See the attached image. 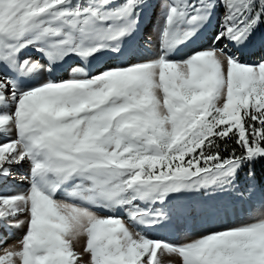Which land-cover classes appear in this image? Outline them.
I'll return each instance as SVG.
<instances>
[{
    "label": "snow or ice",
    "instance_id": "1",
    "mask_svg": "<svg viewBox=\"0 0 264 264\" xmlns=\"http://www.w3.org/2000/svg\"><path fill=\"white\" fill-rule=\"evenodd\" d=\"M145 6L0 0V180L28 165L27 190L0 195V227L25 229L6 247L0 235V264H264V211L183 244L145 231L190 214L191 197L236 191L242 171L252 182L237 195L264 200V59L225 51L253 40L264 0H165L157 54L93 72V59L126 55ZM218 7L211 45L174 60ZM71 56L82 66L69 79L36 82Z\"/></svg>",
    "mask_w": 264,
    "mask_h": 264
},
{
    "label": "rangeland",
    "instance_id": "2",
    "mask_svg": "<svg viewBox=\"0 0 264 264\" xmlns=\"http://www.w3.org/2000/svg\"><path fill=\"white\" fill-rule=\"evenodd\" d=\"M165 0H154L152 5H146L140 14L138 31L125 43L126 55L120 58H113L111 56H102L93 59L88 67L93 71H99L106 67H113L119 64L135 63L140 59L151 58L155 56L159 49V27L162 22V5ZM224 9L218 7L210 22L203 27L195 37V39L181 45L177 48L173 55L174 60L186 59L193 52L208 48L211 45L212 38L216 34L221 20L223 18ZM148 46L149 50L145 47ZM223 45H219L222 47ZM225 51H230L239 56L240 60L249 64H255L261 59H264V23H261L252 41L246 46L236 49L231 44ZM23 55L26 58L33 60H40L44 62L41 55L34 49H27ZM82 66V62L75 56L67 58L58 67L65 68L64 73L56 75L54 73L42 72L37 78L36 82H42L48 78L54 80H66L70 78L72 69ZM55 69V71H56ZM0 142H4V138L0 137ZM14 178L2 180L0 183V195H14L27 190L28 183L21 182L20 176L26 175L28 172V165L22 164L13 166L12 168ZM59 195V194H58ZM58 199H63V194H60ZM192 211L187 216H173L170 222L166 225L156 229H145L147 235L154 239L166 240L172 244H183L190 242L193 239L201 237L211 232L220 231L226 228L236 227L242 223L249 222L250 218L255 216L258 212L264 211V200L257 196L250 198L239 197L238 201L226 203L224 205L203 207H195L191 204ZM211 208L210 213L202 211V209ZM101 215L107 213L101 212ZM123 215V214H121ZM127 221V217L125 216ZM25 229H9L7 227H0V235L8 237L7 244L13 245L22 237ZM84 241L81 240L75 245L77 252L83 253ZM88 256L83 255L84 264H87ZM164 264H181L178 256L163 257Z\"/></svg>",
    "mask_w": 264,
    "mask_h": 264
},
{
    "label": "trees",
    "instance_id": "3",
    "mask_svg": "<svg viewBox=\"0 0 264 264\" xmlns=\"http://www.w3.org/2000/svg\"><path fill=\"white\" fill-rule=\"evenodd\" d=\"M154 0H146V5H152ZM119 2V0H118ZM231 147H236L234 144H231ZM225 156L228 155L227 152L223 153ZM254 171H255V182L260 185L264 186V161H260L257 164L254 165ZM252 181L249 180V178L246 176L245 171H242L238 177L237 184L238 188L236 191H226L222 193L215 194L212 198H209L207 196H194L189 198L186 203H194L195 207H203L205 205H210V206H218V205H224L226 203L233 202L237 195V192L244 191L248 185ZM259 197L258 195H256ZM260 198V197H259ZM175 203V201L173 202Z\"/></svg>",
    "mask_w": 264,
    "mask_h": 264
},
{
    "label": "bare ground",
    "instance_id": "4",
    "mask_svg": "<svg viewBox=\"0 0 264 264\" xmlns=\"http://www.w3.org/2000/svg\"><path fill=\"white\" fill-rule=\"evenodd\" d=\"M53 73V72H52Z\"/></svg>",
    "mask_w": 264,
    "mask_h": 264
}]
</instances>
